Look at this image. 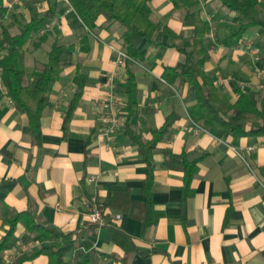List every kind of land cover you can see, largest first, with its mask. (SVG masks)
I'll use <instances>...</instances> for the list:
<instances>
[{
	"label": "crops",
	"instance_id": "obj_1",
	"mask_svg": "<svg viewBox=\"0 0 264 264\" xmlns=\"http://www.w3.org/2000/svg\"><path fill=\"white\" fill-rule=\"evenodd\" d=\"M259 1L257 20L264 22V0ZM151 7L152 18L170 33L155 31L150 41L140 43L143 60L116 66L112 46L123 47L118 23L92 33L67 0H0V36L3 26L14 35L33 16L48 18L24 44L19 64L27 84L48 61L51 46L63 47L37 140L26 115L0 93V198L17 211L30 210L64 232H76L90 243L88 264H264V135L219 139L194 127L188 113L195 103L193 87L162 78L165 66L184 60L172 34L189 35L190 30L168 0H152ZM198 9L210 26L204 70L215 86L231 102L237 90L264 98V76L257 74L264 69V26L241 30L237 12L220 0H199ZM39 37L42 42L34 46ZM243 41H250L255 54ZM112 71L125 105L120 84L128 72L133 75L136 107L106 145L98 137L97 101L109 91ZM166 122L150 150V211L144 193L149 166L133 137L151 140ZM194 161L183 200L185 166ZM90 195L105 206L108 223L99 228L85 213L83 199ZM153 215L155 221L144 227L143 220ZM5 231L0 221V241ZM23 231L18 223L16 234ZM17 252L5 250L0 264L11 262ZM65 257L68 264H82L73 251ZM47 263L45 255L25 262Z\"/></svg>",
	"mask_w": 264,
	"mask_h": 264
},
{
	"label": "trees",
	"instance_id": "obj_2",
	"mask_svg": "<svg viewBox=\"0 0 264 264\" xmlns=\"http://www.w3.org/2000/svg\"><path fill=\"white\" fill-rule=\"evenodd\" d=\"M76 16L85 24L90 32L96 33L100 28L116 22L122 28L121 40L123 48L134 61H141L145 57V50L140 43L150 41L152 34L162 29L170 33L160 21L152 18V0H67ZM172 4V12L181 13V22L190 30L189 35L184 31L172 34L176 42L173 46L184 55V60L175 66H165L162 78L170 84L192 86L195 92V103L188 109L191 119L215 137L222 139L227 136L253 137L264 135V98L237 90L234 102L220 92L212 78L205 72L204 64L209 59V45L205 36L210 31L206 20L200 16L199 0H168ZM230 10L237 12V19L243 30L248 26L261 25L257 20L261 2L259 0H220ZM101 20V22H100ZM48 22L45 16H33L29 23L22 24L17 34H10L3 26L0 36V50L4 53L0 57L2 81L6 87V94L16 109L26 115L34 139L40 135V118L44 108L49 103V94L53 83L59 77L57 64L62 45L53 44L48 50V61L35 72L30 83L25 82V71L19 61L23 58L24 44L35 33L39 32ZM39 37L34 46L42 42ZM120 88L126 96L125 122L134 113L136 107V87L134 77L128 72ZM76 105L75 99L70 103L63 117L65 127L72 109ZM168 122L160 131H154L151 140H138L139 149L149 166V173L144 181L146 206L151 211L150 185L153 179L154 165L150 161V150L156 146L159 133L164 132ZM123 126V127H124ZM196 162L185 166L186 185L183 189V200L189 195V182L195 172ZM102 207L105 206L102 204ZM105 210V209H104ZM105 215V211H104ZM157 215L147 216L143 226L153 223ZM0 221L6 226V231L0 241V263L4 262V251L16 249L18 252L8 264H25L39 255H45L47 264H68L65 257L68 251H73L76 259L82 264H88L91 256L90 243L80 241L76 232H64L58 227L46 223L30 210L17 211L0 198ZM24 226L21 235L16 234L17 224ZM19 243L28 244L26 250L19 248Z\"/></svg>",
	"mask_w": 264,
	"mask_h": 264
},
{
	"label": "built area",
	"instance_id": "obj_3",
	"mask_svg": "<svg viewBox=\"0 0 264 264\" xmlns=\"http://www.w3.org/2000/svg\"><path fill=\"white\" fill-rule=\"evenodd\" d=\"M241 44H245L251 54H255V50L251 49L250 41H243ZM112 49L115 53L114 63L116 66H124L126 61H132L131 57L127 54L123 47L112 46ZM3 53L4 52L0 50V57L3 55ZM257 74L264 76V69H258ZM117 76L118 74L115 71L109 73L106 81L109 91L97 101V114L100 120V130L98 132V137H100L106 145H109L114 141L116 132L124 126L125 122V103L116 93L114 87V80ZM0 93L4 96H7L6 87L1 77V69ZM9 101L11 100L9 99ZM192 122L195 128L204 130L200 125L194 121ZM248 148L252 149L253 147L250 146ZM90 180H93V178L91 177ZM83 204L85 205V213L88 216L89 223L91 225H93L95 228H99L108 223L104 215L102 203L96 196L90 195L85 197L83 199ZM116 218H119V215H116ZM19 248L21 250H26L28 248V244L19 243Z\"/></svg>",
	"mask_w": 264,
	"mask_h": 264
}]
</instances>
